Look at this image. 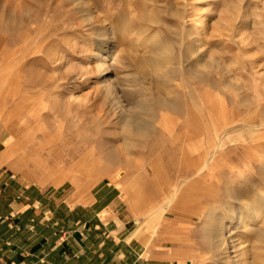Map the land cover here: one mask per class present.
Masks as SVG:
<instances>
[{"label": "rangeland", "instance_id": "obj_1", "mask_svg": "<svg viewBox=\"0 0 264 264\" xmlns=\"http://www.w3.org/2000/svg\"><path fill=\"white\" fill-rule=\"evenodd\" d=\"M0 136L64 206L114 186L130 231L174 196L143 237L172 264H264V0H0Z\"/></svg>", "mask_w": 264, "mask_h": 264}, {"label": "crops", "instance_id": "obj_2", "mask_svg": "<svg viewBox=\"0 0 264 264\" xmlns=\"http://www.w3.org/2000/svg\"><path fill=\"white\" fill-rule=\"evenodd\" d=\"M8 155L0 136V264H172L138 236L143 208L131 205L135 228L128 230L127 207L111 184L101 185L89 204L64 206L16 179Z\"/></svg>", "mask_w": 264, "mask_h": 264}, {"label": "bare ground", "instance_id": "obj_3", "mask_svg": "<svg viewBox=\"0 0 264 264\" xmlns=\"http://www.w3.org/2000/svg\"><path fill=\"white\" fill-rule=\"evenodd\" d=\"M202 24H204L203 23V21H202ZM199 24L196 22L195 24H194V28H196L197 26H198ZM115 54V50H111L110 51V54L109 55H114ZM159 57V56H158ZM161 57V56H160ZM161 59V58H160ZM98 60L101 62L100 64H99V71H100V74H102L101 75V77H103V76H105V74H106V72L108 71V67L106 66V65H104V63H103V61H104V58H101L99 55H98ZM162 60V59H161ZM147 64H149V63H147ZM146 65V64H145ZM152 65V64H151ZM152 67V66H151ZM159 68V67H158ZM154 70H155V68H154ZM203 161V160H202ZM261 197H264V194H262V196ZM175 197L174 196H171L170 198H167L166 199V201L164 202V204H163V206L161 207V209H159L156 213L157 214H155L153 211H156V210H153V211H151V212H153V213H150L149 215H146V217L144 218V223H145V231L144 230H142L141 229V227H140V229H139V231H138V236L139 237H144V234H145V232L147 231V230H151V231H153L154 232V230H155V227L157 226V224H158V222L160 221V219H161V217H162V215L164 214V212L165 211H167V208H168V206L170 205V203L173 201V199H174ZM260 198V197H259ZM261 199V198H260ZM171 206V205H170ZM248 209V208H247ZM151 216H154V217H151ZM151 217V218H150ZM213 219V218H212ZM247 219V218H246ZM223 221V220H222ZM242 229H244V232H245V230H247L248 229V225H242V226H240ZM143 228V229H144ZM211 228H212V223H209L207 226H206V231H207V234L210 232V230H211ZM220 235H221V231H220V233H219V237H220ZM217 239V238H216ZM148 240V239H147ZM222 244H223V242H222V240H221V237H220V239H218V245L220 246V247H222ZM222 250V249H221ZM244 253V252H243ZM243 257H244V255H242ZM225 258V257H224ZM243 262V261H242Z\"/></svg>", "mask_w": 264, "mask_h": 264}]
</instances>
